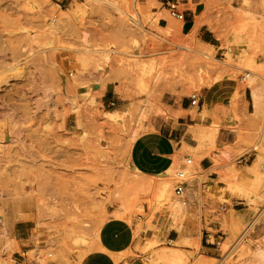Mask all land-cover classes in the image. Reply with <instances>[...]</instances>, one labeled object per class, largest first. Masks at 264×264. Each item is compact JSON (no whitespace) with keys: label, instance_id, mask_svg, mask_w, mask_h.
<instances>
[{"label":"rangeland","instance_id":"rangeland-1","mask_svg":"<svg viewBox=\"0 0 264 264\" xmlns=\"http://www.w3.org/2000/svg\"><path fill=\"white\" fill-rule=\"evenodd\" d=\"M166 2L0 0L2 264H80L111 217L134 223L130 254L142 264H264V0H181L185 22ZM218 90L232 92L222 107L235 143L216 163L251 179L238 206L247 211L231 219L177 202L183 157L165 195L161 175L140 174L130 158L142 135L176 131L191 94ZM172 230L182 242L167 240Z\"/></svg>","mask_w":264,"mask_h":264},{"label":"crops","instance_id":"crops-1","mask_svg":"<svg viewBox=\"0 0 264 264\" xmlns=\"http://www.w3.org/2000/svg\"><path fill=\"white\" fill-rule=\"evenodd\" d=\"M175 1L181 4V0ZM182 5L188 4L182 3ZM185 13L187 19L191 14H188L187 10ZM214 40H217L214 36L206 35L203 42L214 47L215 45L212 44ZM222 86L228 87L230 83L224 82ZM211 91L214 93L213 89ZM223 91L218 90L215 95H208L206 99L202 97L203 111L197 116L189 113L192 109L189 103L182 105L177 119L178 125L172 126V130L176 131H171L169 135L155 133L142 135L133 143L130 158L137 172L146 177H156L172 170L178 158L192 157L194 164L189 172L194 178L189 181L188 186L190 191L199 194V199L188 208L197 214L206 215L212 209L219 210L224 207L226 217L231 219L235 213L247 211L238 206L241 204L240 194L250 185L251 179L249 174L243 171V166H240L241 174L235 177L230 171V166L223 161L219 165L216 163V158L220 157L219 151L235 143V135L230 128L234 124V119L222 107L225 106L226 99L231 98L232 92L226 97ZM115 94V91H112L108 92L107 96L115 98ZM218 123H220L219 128ZM185 140L189 141L186 150L183 147ZM228 202H233V205H229ZM248 215L250 216L251 212ZM254 219L252 216L238 223L240 226H246ZM22 223L20 221L18 224ZM11 233H18L16 226L11 229ZM183 239L184 237L177 230L167 234V240L171 243L182 242ZM136 243L134 223L128 219L111 217L103 223L97 237L88 247L94 249L91 251L88 249L80 264H142L143 258L138 253L137 258L130 254L136 253ZM201 252L211 256L212 248L202 243Z\"/></svg>","mask_w":264,"mask_h":264},{"label":"built area","instance_id":"built-area-1","mask_svg":"<svg viewBox=\"0 0 264 264\" xmlns=\"http://www.w3.org/2000/svg\"><path fill=\"white\" fill-rule=\"evenodd\" d=\"M166 9L168 11L169 16L179 22H184L186 20V13L184 10L181 9V4L179 1L175 0H167L166 2ZM71 76H73V73H70ZM243 80H246L244 77ZM189 100V106L191 108H199L202 103V95L198 92H194L191 94L188 98ZM185 164L184 166L176 171L175 177L177 182L174 185V198L178 201V203L184 207L188 208L189 206L192 205L195 200L199 199V194L190 191L188 183L190 180H187L186 178L188 177L189 171L188 167L193 166V159L192 157H187L185 158ZM226 209L224 207H221L219 209L220 213H224ZM221 241L217 242V245H220ZM24 264H38L36 261H27L24 260Z\"/></svg>","mask_w":264,"mask_h":264},{"label":"bare ground","instance_id":"bare-ground-1","mask_svg":"<svg viewBox=\"0 0 264 264\" xmlns=\"http://www.w3.org/2000/svg\"><path fill=\"white\" fill-rule=\"evenodd\" d=\"M247 2H248V0H246ZM208 47H212V46H208ZM204 55V54H203ZM204 58H210V56L209 55H204L203 56ZM255 94V93H254ZM255 96V95H254ZM254 100H255V98H254ZM256 101H257V97H256ZM113 112V111H112ZM111 115H113L112 113L110 114V116ZM119 115V114H118ZM116 116V115H115ZM110 119V118H109ZM209 131V130H208ZM214 132V131H213ZM168 171L166 172V173H164V174H162L161 176H160V179H161V186H162V191H163V194L165 195L167 192H168V190H169V187H170V179L168 178ZM238 194H240V193H238ZM242 194V193H241ZM178 202V201H177ZM178 204V203H177ZM184 210V209H183ZM182 210V211H183ZM179 213V212H178ZM178 241V240H177ZM156 242V241H155ZM177 243V242H176ZM151 246V245H150ZM0 264H2L1 263V261H0Z\"/></svg>","mask_w":264,"mask_h":264}]
</instances>
